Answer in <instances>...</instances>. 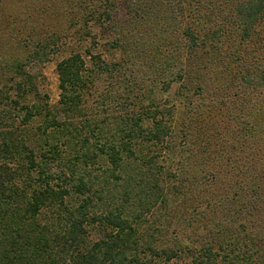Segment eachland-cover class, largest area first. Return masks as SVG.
<instances>
[{
	"label": "trees",
	"instance_id": "trees-1",
	"mask_svg": "<svg viewBox=\"0 0 264 264\" xmlns=\"http://www.w3.org/2000/svg\"><path fill=\"white\" fill-rule=\"evenodd\" d=\"M94 1L98 9L85 20L77 41L90 39L95 46L88 26H103L110 33L105 45L118 49L119 58L104 59L92 46L61 58L58 105L44 107L43 132L55 131L46 135L45 147L29 146L22 127L43 110L40 102L22 100L31 92L40 95L26 68L33 58L47 55L44 48L52 53L65 43L52 33L55 49L37 43L30 54L0 58V264H148L144 254L166 264L185 250L193 254L191 264H264L263 247L255 241L263 235L250 229L246 218L235 229L228 227L224 234L237 239L220 243L218 251L213 243L195 253L178 243L159 245L153 233L141 231L147 214L169 201L166 162L173 159L174 106L158 98L156 80L148 83L137 61L142 53L154 55L163 48V63L153 67L158 66L166 89L173 82L188 87L189 76L204 80L215 73L219 79H212L224 91L236 82L258 91L238 142L250 155L256 147L264 160V0ZM97 78L110 83L100 104H114L111 113L104 106L108 113L99 119L83 111L86 88ZM198 90L204 91L200 82ZM9 102H22V125L9 122L14 106ZM59 114L65 119L55 121ZM101 156L109 165L94 168ZM70 194L79 195V202L69 204ZM45 210L55 212L52 221L43 219ZM91 221L109 229L92 242Z\"/></svg>",
	"mask_w": 264,
	"mask_h": 264
},
{
	"label": "rangeland",
	"instance_id": "rangeland-1",
	"mask_svg": "<svg viewBox=\"0 0 264 264\" xmlns=\"http://www.w3.org/2000/svg\"><path fill=\"white\" fill-rule=\"evenodd\" d=\"M94 3V0H0V58L4 56L11 59L14 55L30 54L33 50L37 51V43L55 49L52 33L65 43L61 49L52 53L49 48H44L47 55L41 59L33 58L26 68L35 77L34 83L40 95L34 96L31 92L22 100L28 105L33 102L42 103V113L22 125L23 111L19 106L22 102L18 105L9 102L7 105H14L9 122L22 125L31 147H45L43 143L46 135L52 136L55 133L50 132L52 128H49L44 134L42 128L47 122L44 107L55 109L58 105L60 90L56 65L72 50L83 52L85 47L92 46L90 39L77 40L82 36L79 32L85 31V20H92L93 13L98 9ZM88 30L98 41L91 48L94 54H100L107 60L119 58L118 49L112 51L105 45L110 33H106L103 26H93L90 23ZM228 49L227 47L226 50ZM161 50L165 54L163 48ZM38 53L42 52L39 50ZM161 53L153 55L144 52L137 61L142 69L140 73L148 83L156 80L154 84L158 98L174 106L173 131L170 137L173 145L170 150H174L173 159L166 162V169L171 173L167 180L171 188L167 205L157 207L153 213L147 214L141 231L153 233L159 245L178 243L184 245L185 249L192 248L195 253L213 243L214 249L218 251L220 243L225 245L230 238H235L234 241L237 239L234 233L230 237L225 235L229 232L228 227L235 229V225L246 218L243 222L263 235L262 241H255L264 250V182L254 181L264 179V160L256 147L253 148L255 154L250 155L243 151L244 147H239L238 142L242 122L250 113L253 99L261 94L256 90L249 92L237 82L224 91L217 84L218 81L214 82V79H219L215 73L204 80L200 76L199 81L197 77L189 76L188 87H184L185 83L173 82L166 89L159 82L158 66L153 67L159 65V60L163 63ZM87 63L90 66L89 61ZM213 77L215 78L212 79ZM199 82L204 91L199 92ZM109 84L97 78L86 88L83 111L87 115L94 114L99 119L114 111V104L107 107L99 102L101 92ZM9 95L15 97L12 89ZM104 106L107 113H104ZM63 119L64 115L59 114L55 121ZM58 137L59 134L56 133L54 139ZM184 141L188 143L184 144ZM108 165L105 157L101 156L94 168H105ZM249 166L251 169L246 170ZM256 183L258 187H255ZM235 184L237 186L234 187ZM250 186L256 188V191L250 193ZM79 199L76 194L66 197L69 204L78 203ZM249 213L251 214L247 215ZM52 217H55L53 210L43 212V219L52 221ZM87 228L88 240L91 242L109 230L98 221L89 222ZM242 240L248 242L246 239ZM147 255L144 254L143 257L148 260V264H165L154 260L152 256L147 258ZM192 256L191 252L187 254L186 250L184 253L181 251L177 260L173 258L166 264H191Z\"/></svg>",
	"mask_w": 264,
	"mask_h": 264
}]
</instances>
